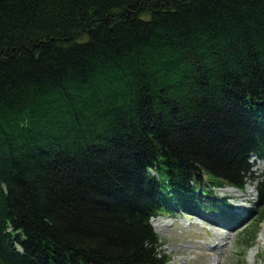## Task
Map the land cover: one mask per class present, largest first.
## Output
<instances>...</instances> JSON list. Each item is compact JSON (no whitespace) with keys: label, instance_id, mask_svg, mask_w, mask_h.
Returning <instances> with one entry per match:
<instances>
[{"label":"trees","instance_id":"1","mask_svg":"<svg viewBox=\"0 0 264 264\" xmlns=\"http://www.w3.org/2000/svg\"><path fill=\"white\" fill-rule=\"evenodd\" d=\"M250 153L264 0H0V264H165L148 217Z\"/></svg>","mask_w":264,"mask_h":264},{"label":"rangeland","instance_id":"2","mask_svg":"<svg viewBox=\"0 0 264 264\" xmlns=\"http://www.w3.org/2000/svg\"><path fill=\"white\" fill-rule=\"evenodd\" d=\"M225 116L230 123H237V120L232 118L233 115L228 112H225ZM201 132L203 135V131L199 133ZM252 176L254 179L264 176V162H253ZM246 186L244 192L226 187L217 189L216 193L221 200H228L238 211H242V209L253 210L252 215L255 218L256 182L249 179ZM160 217L154 221V226L152 223L151 225L163 241L162 248L157 250L158 258L165 254L168 259L167 264H210L211 258L214 259L213 264H264L263 224L260 226L261 232L258 235L263 240L258 241L257 238L252 244L256 248L252 246L253 248L251 247L250 250L244 242L247 237L244 228L235 230L234 227H226L220 223L214 225L196 216L182 214H177V217L173 218L171 214H164ZM159 221L168 224L163 232H159L156 228V223ZM209 221L212 220L209 219ZM218 243L224 245L222 249L213 248Z\"/></svg>","mask_w":264,"mask_h":264},{"label":"bare ground","instance_id":"3","mask_svg":"<svg viewBox=\"0 0 264 264\" xmlns=\"http://www.w3.org/2000/svg\"><path fill=\"white\" fill-rule=\"evenodd\" d=\"M238 191V190H237ZM155 225V224H154ZM165 227H168V224L164 223V221H159L156 223V228L157 230L160 232V231H165L164 228ZM190 232V231H189ZM263 238H259L258 241H262ZM198 244V243H197ZM224 245H222L221 243H218L216 245L213 246L214 249H222ZM256 248V247H255ZM209 249V248H208ZM220 251V250H219ZM222 251V250H221ZM205 252V251H204ZM206 253V252H205ZM209 254V253H208ZM211 255V254H210ZM254 256V255H253ZM189 259V258H188ZM206 260V259H205ZM182 262V261H181ZM214 263V259L211 258L210 260V264H213ZM219 263V262H218Z\"/></svg>","mask_w":264,"mask_h":264}]
</instances>
